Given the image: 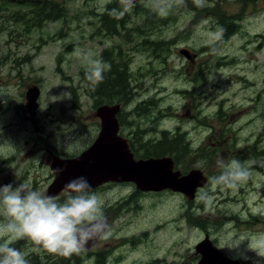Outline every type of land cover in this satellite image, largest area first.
I'll return each mask as SVG.
<instances>
[{"label":"rangeland","instance_id":"374dc122","mask_svg":"<svg viewBox=\"0 0 264 264\" xmlns=\"http://www.w3.org/2000/svg\"><path fill=\"white\" fill-rule=\"evenodd\" d=\"M49 1L64 10L44 19L39 7ZM115 4L121 6L119 0H0V92L11 93L0 94V185L23 181L47 196L55 175L45 150L78 157L94 143L97 110L119 104L91 95L92 60L109 64L105 73L118 65L129 70L132 97L120 104V118L136 147L145 146L141 135L144 144L183 135L191 154L175 171L203 170L214 178L223 171L218 160L242 162L254 154L246 162L250 178L235 189L213 178L195 199L143 192L132 182L105 185L92 190L106 201L109 235L94 247L65 258L27 238L12 246L28 253L29 264H196L197 246L208 240L228 257L264 264L251 238L264 233V0H205L204 7L184 0L166 14L154 0H135L120 19L107 16ZM221 28L233 32L216 39ZM109 87L110 97L127 94ZM34 88L32 115L27 98ZM64 191L56 196L61 202Z\"/></svg>","mask_w":264,"mask_h":264},{"label":"clouds","instance_id":"9594fccd","mask_svg":"<svg viewBox=\"0 0 264 264\" xmlns=\"http://www.w3.org/2000/svg\"><path fill=\"white\" fill-rule=\"evenodd\" d=\"M119 3L121 9L114 8L109 13L115 19L122 18L135 6V0H119ZM183 3L184 0H154L153 6L158 13L166 14ZM194 3L197 7L205 6V0ZM224 31L219 29L215 38L219 39ZM90 65L86 78L97 86L111 66L101 60H92ZM0 94L11 95L8 90ZM217 165L223 171L214 178V183L226 188L235 189L250 178L246 162L232 160L226 164L218 160ZM65 189L69 194L61 202L57 197L43 195L27 182L0 185V264H29L28 253L12 246L25 238L50 254L69 258L108 237L106 201L92 190L87 178L76 177ZM257 245L254 251L264 257V236L258 238Z\"/></svg>","mask_w":264,"mask_h":264},{"label":"water","instance_id":"95a60500","mask_svg":"<svg viewBox=\"0 0 264 264\" xmlns=\"http://www.w3.org/2000/svg\"><path fill=\"white\" fill-rule=\"evenodd\" d=\"M39 92L30 89L28 100L30 112L35 115ZM120 105H105L97 110L101 120V132L94 143L80 156L62 159L54 158L52 171L54 182L48 189L47 196L56 197L66 190L65 185L76 177H86L92 189L106 183H134L140 191L172 190L181 192L193 199L196 189L202 187L205 178L201 172H190L182 175L175 171V162L171 157L135 159L127 140L118 135L120 125L117 119ZM89 244L86 249L94 247ZM201 255L198 264H239L223 257L210 241L206 240L197 246Z\"/></svg>","mask_w":264,"mask_h":264},{"label":"trees","instance_id":"16d2710c","mask_svg":"<svg viewBox=\"0 0 264 264\" xmlns=\"http://www.w3.org/2000/svg\"><path fill=\"white\" fill-rule=\"evenodd\" d=\"M121 9V6H118L115 4L111 5L107 9V16H109L110 11L112 9ZM112 19V17H109ZM117 24L115 25V27ZM225 29V28H224ZM233 32V29L230 30V28L225 29V31L222 33L223 39H227L229 35ZM129 70H123L119 65L116 66V70L114 73H105V79L102 83H100L97 86H93L91 82H89V88L91 91V95L96 96L99 94H104L107 97L108 103L116 102L118 104H124L125 100H128L130 97V94H128V90H130V84L126 81L124 78L125 73L128 76ZM112 85L113 88L126 91L127 94L120 96V97H110L112 94L111 89L109 85ZM135 135H137V132H135ZM142 136L141 141L144 147L137 144V147L134 142H132L131 148L133 152L136 155V158L138 159H149V158H163V157H171L173 160H175V164L182 162V159L186 158L188 153L191 154V149L188 147V143H186V138L182 135H175V136H168L164 137L163 140L153 143L152 141H148L144 144V137Z\"/></svg>","mask_w":264,"mask_h":264},{"label":"flooded vegetation","instance_id":"af4514ba","mask_svg":"<svg viewBox=\"0 0 264 264\" xmlns=\"http://www.w3.org/2000/svg\"><path fill=\"white\" fill-rule=\"evenodd\" d=\"M18 1V0H17ZM24 2V1H23ZM22 1H20V2H18L17 4H20V3H23ZM35 7H36V5L34 4V6H32V12L35 14V11H34V9H35ZM39 9H40V15L44 18V19H49V18H52V15H60V12H63V10H64V6L61 4V3H58L57 1H49V4L48 5H45V6H40L39 7ZM60 16H57L56 18H59ZM0 66H4V64H2V62H0ZM1 82H2V80H0V85H1ZM28 99V98H27ZM26 105H27V103H26ZM120 105V104H119ZM120 113H121V111L118 113V115H117V119H118V121H119V125H120V129H119V132H118V135L120 136V137H122L123 139H125V140H127V142H128V144H129V147H130V150L132 151V153L134 154V156H135V159H137V160H139L138 158H136V155H135V153L133 152V150H132V148H131V145H132V141L131 140H129V136L128 135H125L124 136V126L122 125V123H121V118H120ZM97 118L100 120V118L97 116ZM100 131H99V133H98V135L100 134V132H101V120H100ZM98 135H97V137H98ZM97 137H96V139H97ZM254 151V149H252V150H249V152H253ZM45 152L49 155V157H47V158H49L48 159V163H49V166H50V169H51V171H52V160H53V158L54 157H59V158H62V159H70V158H74V157H65V156H63L62 157V155L61 156H59V155H56L51 149H46L45 150ZM250 156V157H249ZM256 157L254 154L253 155H246V156H244L243 155V157H245V160H242V162H247L248 161V159H252V157ZM194 157V156H193ZM15 159V157H12V158H10L9 159V162L11 161V160H14ZM12 163H14V162H12ZM15 166H17V162H15L14 163V165H13V168L15 167ZM175 168H176V164H175ZM192 171H194V172H201L202 173V177L203 178H205V182H204V184H203V186H202V188H208L209 186H210V184H211V181H212V179L214 178V175H212L210 172H207V171H203V170H192ZM54 173V172H53ZM183 175V174H182ZM109 184H114V183H112V182H110V183H106V184H103V185H101V186H99V187H102V186H105V185H109ZM99 187H97V188H99ZM201 187H198L197 189H196V192H198L200 189H202ZM96 189V188H95ZM203 190V189H202ZM65 192V191H64ZM63 192V193H64ZM196 192H195V195H196ZM194 199H195V196H194ZM260 202H261V200L259 201V204H260ZM261 205V204H260ZM264 215V214H263ZM251 217H252V215H250ZM261 236H264V233H261L260 231L259 232H254V233H252L251 234V238L253 239V241L254 242H256V239H258L259 237H261ZM222 253V252H221ZM223 254V257H225V258H228V259H230V260H232V261H235V262H238L239 264H252V261H253V258H251L252 259V261H250V262H247L244 258H242V257H228V256H226V254H224V253H222ZM200 259L198 260L199 262H200V260H201V256L199 257ZM235 258V260H233ZM199 262H197L196 264H198Z\"/></svg>","mask_w":264,"mask_h":264}]
</instances>
